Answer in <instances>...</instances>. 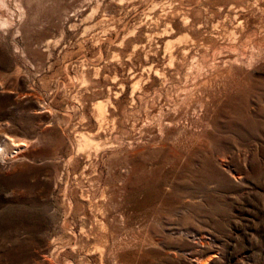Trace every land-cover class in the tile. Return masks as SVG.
Segmentation results:
<instances>
[{
    "label": "rangeland",
    "instance_id": "374dc122",
    "mask_svg": "<svg viewBox=\"0 0 264 264\" xmlns=\"http://www.w3.org/2000/svg\"><path fill=\"white\" fill-rule=\"evenodd\" d=\"M0 19V264H264V0Z\"/></svg>",
    "mask_w": 264,
    "mask_h": 264
},
{
    "label": "bare ground",
    "instance_id": "6f19581e",
    "mask_svg": "<svg viewBox=\"0 0 264 264\" xmlns=\"http://www.w3.org/2000/svg\"><path fill=\"white\" fill-rule=\"evenodd\" d=\"M3 1V0H2ZM123 1V0H122ZM122 1H120L119 0V2H122ZM3 3V2H2ZM156 7V6H155ZM155 7H154V9H155ZM153 9V10H154ZM164 10V9H163ZM187 22H188V20H187ZM6 23V20H2V19H0V25L2 26H4V24ZM185 24V23H184ZM170 27V26H169ZM169 29V28H168ZM132 32H134V31H132ZM132 32H130V33H132ZM168 33V32H167ZM170 45V44H169ZM169 49V48H168ZM168 51V50H167ZM135 85H137V82H136V84ZM104 110H105V105L104 104H102V103H98L97 104V106H96V114H97V118H101L102 116H103V114L105 113L104 112ZM108 113V112H107ZM103 118H104V116H103ZM103 118H101L102 120H103ZM105 119V118H104ZM102 120H101V122H102ZM99 121H100V119H99ZM103 123V122H102ZM99 124H101V123H99ZM106 124V123H105ZM92 140H90L89 139V137H87V136H84V135H82L81 137H80V139H78V147L80 148V147H89V148H91V146H93V148H95L96 147V143L94 144V142H91ZM98 146V145H97ZM81 149V148H80ZM96 149V148H95ZM98 150V149H97ZM3 153V148L1 147V145H0V153Z\"/></svg>",
    "mask_w": 264,
    "mask_h": 264
}]
</instances>
